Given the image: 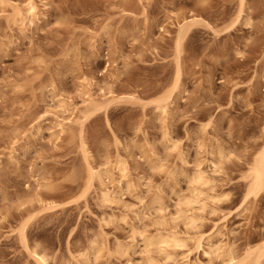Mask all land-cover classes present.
Listing matches in <instances>:
<instances>
[{
	"label": "rangeland",
	"instance_id": "374dc122",
	"mask_svg": "<svg viewBox=\"0 0 264 264\" xmlns=\"http://www.w3.org/2000/svg\"><path fill=\"white\" fill-rule=\"evenodd\" d=\"M33 1L0 0V264H264V0Z\"/></svg>",
	"mask_w": 264,
	"mask_h": 264
},
{
	"label": "bare ground",
	"instance_id": "6f19581e",
	"mask_svg": "<svg viewBox=\"0 0 264 264\" xmlns=\"http://www.w3.org/2000/svg\"><path fill=\"white\" fill-rule=\"evenodd\" d=\"M27 11L28 13L34 15L36 12V5L33 0H29L27 3ZM251 183L249 186V194H257L259 191L264 190V151H262L261 156L259 157L253 172L251 173ZM200 178V177H198ZM159 245L169 246V245H182L179 239L170 238V237H162L156 241ZM231 255V254H230ZM229 255V256H230ZM262 255V254H260ZM259 258V257H258ZM40 259H43L42 256ZM232 259V257H230ZM255 263V262H254ZM257 264H260L258 262Z\"/></svg>",
	"mask_w": 264,
	"mask_h": 264
}]
</instances>
